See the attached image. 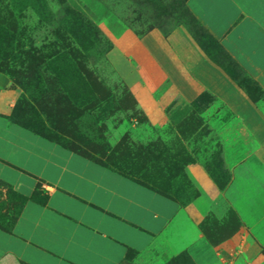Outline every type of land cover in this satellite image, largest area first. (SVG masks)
Segmentation results:
<instances>
[{
	"label": "rangeland",
	"instance_id": "1",
	"mask_svg": "<svg viewBox=\"0 0 264 264\" xmlns=\"http://www.w3.org/2000/svg\"><path fill=\"white\" fill-rule=\"evenodd\" d=\"M187 1L0 0V119L181 206L162 233L129 251L132 261L264 264V167L256 156L262 144L243 118L250 106L264 120V85ZM178 27L209 64L190 74V100L170 77L141 72L146 63L119 43L127 33L166 38ZM223 83L236 86L244 101L224 98ZM168 92L166 105L153 104ZM163 114L166 123L153 121ZM201 167L215 186L199 182ZM32 182L24 195L0 177V232L13 233L29 202H49L50 184Z\"/></svg>",
	"mask_w": 264,
	"mask_h": 264
},
{
	"label": "crops",
	"instance_id": "2",
	"mask_svg": "<svg viewBox=\"0 0 264 264\" xmlns=\"http://www.w3.org/2000/svg\"><path fill=\"white\" fill-rule=\"evenodd\" d=\"M187 4L264 85V0H188ZM119 43L146 63L141 72L152 78L170 77L185 99L195 97L190 74L209 64L184 27L166 38L127 33ZM214 73L209 75L213 84L220 78L219 72ZM219 87L227 100L243 95L234 85ZM172 93L154 98L153 104L166 105ZM242 97L238 98L244 101ZM247 109L243 118L262 144L256 156L264 167V120L255 109ZM166 119L163 114L153 121L164 124ZM0 159L34 176L22 178L20 171L0 164V177L10 180L20 193L33 191L35 177L50 184L45 186L50 189L47 205L29 202L13 233L0 232V264H139L128 258L129 251L142 249L150 235L162 233L181 211L178 203L73 153L43 144L1 119ZM196 175L203 186H215L203 167Z\"/></svg>",
	"mask_w": 264,
	"mask_h": 264
},
{
	"label": "trees",
	"instance_id": "3",
	"mask_svg": "<svg viewBox=\"0 0 264 264\" xmlns=\"http://www.w3.org/2000/svg\"><path fill=\"white\" fill-rule=\"evenodd\" d=\"M20 125V124H19ZM25 128H27V129H29V130H31L30 128H28V127H25ZM32 131V130H31ZM124 177H126V176H124ZM127 179H129V180H131V181H133V182H135V183H137V184H139V185H141V186H144V187H146V188H148L149 190H153V191H155V192H158V193H160V194H162V195H165L166 197H168L166 194H164V193H162V192H160V191H157L155 188H153V187H150V186H148V185H146V184H144V183H142V182H139V181H137V180H135V179H133V178H129V177H126Z\"/></svg>",
	"mask_w": 264,
	"mask_h": 264
}]
</instances>
